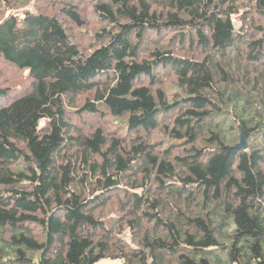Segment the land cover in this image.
<instances>
[{
    "label": "trees",
    "instance_id": "trees-1",
    "mask_svg": "<svg viewBox=\"0 0 264 264\" xmlns=\"http://www.w3.org/2000/svg\"><path fill=\"white\" fill-rule=\"evenodd\" d=\"M30 1L0 0V264H264V0Z\"/></svg>",
    "mask_w": 264,
    "mask_h": 264
},
{
    "label": "rangeland",
    "instance_id": "rangeland-1",
    "mask_svg": "<svg viewBox=\"0 0 264 264\" xmlns=\"http://www.w3.org/2000/svg\"><path fill=\"white\" fill-rule=\"evenodd\" d=\"M28 3V2H27ZM26 3V4H27ZM37 1L36 0H31L27 5H23L18 9H15L14 6H12L11 4L9 5V11H16V13L21 14L25 9H34L36 6ZM12 7V9L10 10V8ZM92 31V30H91ZM91 41H89L90 43ZM85 117H86V121H85ZM99 119L97 117H94L90 114H86L84 115L81 120L79 119H74V122L77 123L78 125H82L83 122L86 125H90V124H94L95 122H97ZM107 122L106 125L108 127H110L111 129L113 128L116 129L117 127H119L121 125V123L118 120H114L112 117H107L106 118ZM96 264H122V260L120 259H102L99 262H97Z\"/></svg>",
    "mask_w": 264,
    "mask_h": 264
},
{
    "label": "water",
    "instance_id": "water-1",
    "mask_svg": "<svg viewBox=\"0 0 264 264\" xmlns=\"http://www.w3.org/2000/svg\"><path fill=\"white\" fill-rule=\"evenodd\" d=\"M239 147L241 148H246L247 147V142L244 133L242 132L241 134V141L238 144Z\"/></svg>",
    "mask_w": 264,
    "mask_h": 264
}]
</instances>
